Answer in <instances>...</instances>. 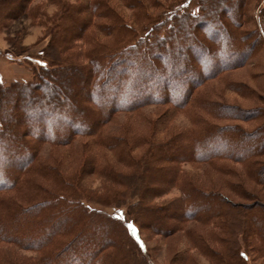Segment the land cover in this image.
<instances>
[{"label":"rangeland","instance_id":"rangeland-1","mask_svg":"<svg viewBox=\"0 0 264 264\" xmlns=\"http://www.w3.org/2000/svg\"><path fill=\"white\" fill-rule=\"evenodd\" d=\"M67 1L75 6L85 7L86 12L75 14L81 16L84 22L87 21L85 35L84 31L79 33L80 30L64 15L67 11V3L65 4L64 0H0V78L4 84L32 81L36 75L34 71L41 67L38 63L41 59L46 66H50L52 59L45 57V53L55 34L71 38V41L67 39L65 45H61V50L64 56L72 55L73 58L79 59V62H84V55L91 51L99 52L95 54V58L104 54L111 55L112 65L116 63L114 54L125 52L126 55L119 56L120 59L133 57L130 67H119L127 70L126 77L132 76L133 70L136 71L137 67L142 65L141 69L146 73L156 69L160 76L173 70L172 75L176 79L173 84H190L184 71L191 70L189 55H192L193 48L189 49L188 42L192 41V31L200 34V38L205 42L211 39V45L218 48V51L222 49L226 52H237V62L230 64L219 75H211L212 77L203 83L205 85L197 90L196 101L185 110L172 105L147 104L137 111H119L104 127L102 140L96 136H78L66 145L53 146L44 143L41 147L42 160L58 165L67 178L77 182V186L85 195L93 197L86 199L92 208L116 212L121 206L130 218H133L134 213L129 212V206H133L138 217L142 211V218L150 220V226L141 225V242L148 255V263L215 264L209 249L220 251L222 245L229 248L235 238V243H238L235 249L246 255L242 258L243 264H264V256L259 252L260 247L264 246L262 240L252 237L251 234L241 233L244 226L238 223L234 214L227 215L225 220L222 218L216 223L197 219V215L218 212L214 202L218 201L219 196L218 199L204 198L193 193L187 203L181 201L184 193L182 183H185L194 185L206 194L212 190V194L224 196L227 202L238 206L237 208L264 219V132L260 131L264 126V0H209L208 4L212 6L205 5L203 13L200 5L207 0H93L102 2L96 3L99 8L97 10L95 7L96 12L99 13L95 14V10H87L88 0ZM182 8H185L183 11L186 12L193 10L194 15L200 14L198 21L218 24L215 31L219 33L210 37L209 33L212 31H209L211 28L207 26V22L202 27L191 20L182 28L176 25L171 31L173 38H167L166 41L170 40L171 51L161 53V57L155 60V52H158L155 45L152 44L148 48V42L153 37L145 38L148 37L152 26L157 21H162L172 10L180 9L179 15H186ZM224 16L229 19L225 20ZM155 34L152 32L150 36H157ZM174 36H177V40H174ZM133 52L135 56L127 54ZM179 52L186 55L182 54L180 59ZM201 52L204 60L196 59L198 63L195 61V66L198 68L207 64L211 54H214L213 50L208 49ZM118 63L120 64V60ZM181 69L183 71L180 74ZM100 71L106 76L108 70ZM69 76L64 75L58 80L66 84L63 82ZM112 77L108 76L107 80L112 82ZM58 89L63 95L66 94L65 87L59 86ZM183 91L184 89L182 93ZM175 94L180 96L181 91ZM75 97H88L83 86L75 90ZM203 98L222 106L221 112L226 114L224 118L218 115L217 107L203 106ZM73 103L71 101L70 110L67 112L81 119L82 116L85 117L84 110ZM55 109L59 112V107ZM87 116L89 115L86 114V118ZM197 116L226 126L229 128L227 132L240 129L251 133L253 137H257V141L251 140V145L263 152L251 156L250 161L254 165L250 168L242 158L235 159L236 161L219 160L216 164L220 168L204 161H186L179 164L170 162L166 167L167 172L152 174L158 178L157 184L142 181L137 174L143 173L144 164H141V161L149 155L148 152L155 151L163 143L165 146L171 145L172 141L166 142L176 133L202 127L203 125L196 124L192 119ZM91 123L93 122L85 121L81 127ZM176 166L181 171L180 184H172L169 181L171 174L168 172ZM31 179L43 184L47 182L34 176ZM142 183L144 192L147 191L144 197L150 202L148 204L159 205L167 211L145 214L143 207L139 208L138 204L134 206L139 199L140 187L137 185ZM13 194L22 199V193L15 191ZM198 204H201V207ZM163 212L174 216L168 221L169 226L166 222L160 224L150 219L151 216L158 217V214L162 216ZM186 215L192 219H187L184 224L180 223V217ZM263 221L257 224V228L262 232ZM164 229L167 232L163 231ZM0 249L24 261L37 260L38 257L37 252L20 249L11 243L0 242Z\"/></svg>","mask_w":264,"mask_h":264},{"label":"trees","instance_id":"trees-1","mask_svg":"<svg viewBox=\"0 0 264 264\" xmlns=\"http://www.w3.org/2000/svg\"><path fill=\"white\" fill-rule=\"evenodd\" d=\"M64 1L65 4L67 3L65 6L67 11L64 15L80 30L79 33L84 31L83 35H85L87 21L84 22L81 16L75 15L81 11L86 12L85 7ZM208 1L200 5L201 13L205 11V5L212 6ZM96 3L102 4L88 0L87 10H95L94 14L99 13L96 12V8L99 9ZM192 11H183L186 15L182 16L179 15L180 9L172 10L163 17L162 21H157L152 26L145 39L153 37L147 46L149 48L152 44L155 45L158 51L155 52V60L161 57L159 56L162 55L161 53L171 51L169 41L173 38L171 31L176 25L182 28L191 20L202 27L207 22V26L211 28L209 31H212L209 33L210 37L219 33L215 31L218 24L198 21L200 14L194 15ZM224 19L229 18L224 16ZM127 32L129 33L130 30ZM152 32L157 36H153L154 34L150 36ZM201 34L204 35L203 32ZM199 35L196 31H192V41L188 42L189 49L193 48L192 55L188 54L191 70H185L184 73L190 84H173L176 81L172 75L173 70L160 76L156 69L146 73L141 69L142 65L137 67L136 71L133 70L132 76L126 77L127 70L120 68L131 65L133 57L120 59L119 56L126 55L121 51L120 54H114L116 63L112 65L111 55L103 53L102 57L95 58V54L99 52L91 51H87L84 55V62H79L80 60L73 58L72 55L66 57L62 53L61 45H65L68 40L71 41V38L60 37L57 34L54 35L53 42L45 53V57L52 59L50 66H46L42 59L39 60L41 67L38 71H34L36 75L32 81L4 84L0 78V242L11 243L20 249L32 250L38 254L37 260L24 261L0 249V264H35L34 262L36 264H151L147 262L148 255L141 242V225L150 226V220L142 218L141 209H139L141 216L138 217L133 206H129V212L134 213L133 218H130L127 212L120 208L121 206L116 212L92 208L87 204L86 199L93 197L85 195L77 186V182L67 178L58 165L43 161L41 147L44 143L53 146L66 145L72 143L78 136H96L102 140L104 127L119 111H137L147 104L172 105L185 110L196 101L197 90L205 85L203 83L211 78V75H219L230 64L237 62V52H226L222 49L218 51V48H213L211 45L213 43L211 39L205 42ZM167 38L170 39L168 42H166ZM174 38L177 40V36ZM206 49L213 50L214 54H211L207 64L198 68L195 66L198 63L196 59L203 61L204 55L201 51ZM179 53L178 57L181 59L184 53ZM127 54L136 55L134 52ZM101 69L108 70L106 76L100 71ZM182 71V69L179 71L180 74ZM64 75H70L63 82L66 84L58 80ZM110 75L113 76L112 82L107 80ZM59 86L65 87L66 94L60 93ZM79 86L85 88L88 96L86 99L75 97V90ZM182 89H184L183 93ZM179 90L180 96L175 94ZM203 100L206 103H203V106L217 107L218 115L224 118L226 114L221 112L222 106L208 98ZM71 101L89 116L86 118L85 114L81 119L67 112L70 110ZM58 107L59 112L55 109ZM214 117L218 118L216 115ZM192 119L196 124L203 126L176 133L166 142L172 141L171 145L165 146L163 143L164 145L161 144L155 151L148 152L149 155L141 161V164H144L143 173L137 174L142 181L156 183L158 178L152 174L167 172L166 167L170 162L179 164L186 161H204L220 168L216 164L219 160L242 158L245 165L250 168L254 165L250 161L251 156L263 152L251 145L254 140L257 141V137H253L247 131L237 129L227 132L229 128L213 123L207 118L197 116ZM85 121L93 123L81 127ZM260 131L264 132V126ZM45 132L48 134H44ZM9 135L11 138H8ZM202 150L207 152L202 153ZM180 172L177 166L168 172L171 174L169 181L172 184H180ZM32 176L47 182L45 184L35 182L31 179ZM137 186L140 187L139 199L134 206L138 204L139 208L143 207L145 214L160 210L167 211L159 205L148 204L150 202L144 197L147 191L144 192L143 183ZM182 189L184 193L181 201L184 204L189 201L193 193L204 198L218 199L219 196L218 201L214 202L218 212L197 215V219L216 223L219 219L225 220L227 215L234 214L238 223L244 226L241 233L257 237L264 245V232L257 228L258 222L263 221V218L250 214L240 207L237 208L238 206L227 202L224 196L212 194V190L206 194L194 185L185 183H182ZM15 191L23 194L22 199L15 197L13 194ZM198 205L201 207V204ZM158 215V217L151 216L150 219L160 224L166 222L168 226L170 218H174L173 214L166 212H163L162 216ZM180 219H178L180 223L184 224L192 218L186 215ZM225 239L229 240L226 237ZM235 240L237 239L234 238L230 245L232 248H228L227 245H222L220 251L214 249L212 251L208 248L213 254L215 264H243L242 258L246 255L235 249L238 244ZM259 252L264 256V246L260 247Z\"/></svg>","mask_w":264,"mask_h":264}]
</instances>
